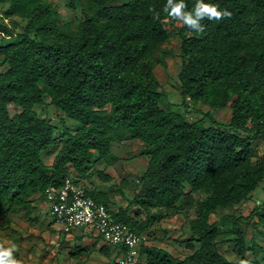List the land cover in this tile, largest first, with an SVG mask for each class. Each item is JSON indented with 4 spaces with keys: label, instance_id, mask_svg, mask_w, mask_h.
<instances>
[{
    "label": "trees",
    "instance_id": "trees-1",
    "mask_svg": "<svg viewBox=\"0 0 264 264\" xmlns=\"http://www.w3.org/2000/svg\"><path fill=\"white\" fill-rule=\"evenodd\" d=\"M75 7L81 0H69ZM97 19L86 18L78 31L63 29L47 0H0L7 18L25 20L20 41L0 47V217L30 205L47 190L59 189L70 168L88 172L95 153L111 155L114 142L141 141L149 164L140 179V192L131 204L146 211L175 207L187 199L186 189L207 197L190 222L191 241L199 247L186 259L159 248L141 249V264H233L219 251V223H210L218 209L248 201L264 183V155L253 162L254 143L264 133V0H204L219 5L230 16L204 19V32L184 25L180 94L187 102H205L212 109L232 107L229 127L210 113L202 121L188 122L183 115L165 111L164 91L154 74V53L169 35L163 8L167 0H89ZM192 10L196 0H185ZM154 9L159 19H154ZM0 34L14 33L0 23ZM51 105L79 127L65 128L57 138L55 127L40 118L37 106ZM20 113L12 116L9 106ZM61 145L54 163L42 154ZM106 182L110 178L100 174ZM76 183V182H75ZM88 191L107 206L104 193ZM115 221L142 229L128 210L114 213ZM254 216L264 222V202L249 217H232L227 233L235 254L251 251L239 223ZM106 248V249H104ZM109 247L100 252L108 255Z\"/></svg>",
    "mask_w": 264,
    "mask_h": 264
},
{
    "label": "rangeland",
    "instance_id": "rangeland-1",
    "mask_svg": "<svg viewBox=\"0 0 264 264\" xmlns=\"http://www.w3.org/2000/svg\"><path fill=\"white\" fill-rule=\"evenodd\" d=\"M57 12L63 29L78 31L80 24L86 19H97L98 10L89 0H81L75 7L70 6L69 0H47ZM129 0H114L110 6H120ZM8 5L0 6V23L9 28L14 35L6 37L0 34V47L20 41L24 33L25 20L21 17L7 18L4 12ZM184 26L182 22L169 19L165 22L168 32V41L154 53V74L164 91L161 108L165 111L183 115L190 123L202 121L205 126H210L209 119L205 118L210 113L214 120L223 127H229L232 120V107L212 109L207 103L193 104L187 102L185 109L183 97L180 94L179 75L182 69L180 47L182 40L179 29ZM3 58L0 57V72L4 70ZM12 116L20 110L10 105ZM40 118L47 119L55 127L57 138H62L65 128L72 131L79 127L75 121L69 120L51 105V97L47 93L46 104L36 107ZM61 145L50 148L42 154V159L47 165H52L60 151ZM146 146L138 140L114 142L111 155L100 159L95 153L90 168L85 174L71 170V177L77 185L89 191L104 193L108 197V208L119 213L127 209L129 215L141 227L143 235L147 238L144 248H159L171 253L179 259L191 256L199 247L191 241L192 233L190 222L197 218V207L207 197L204 191L193 192L186 189L187 199H181L175 207L144 210L132 205V200L140 192V179L146 173L149 157L146 156ZM253 160L256 163L264 155V133L254 143ZM109 177L110 182L101 178L100 174ZM264 202V183L253 193L252 197L236 206L227 209H218L211 216L210 223H219L221 236L218 239L220 253L233 264H264V222L258 216L252 221L242 220L239 225L246 236V243L251 251L245 258L235 254L234 244L225 243L230 239L227 233L232 217H249L256 206ZM84 232V228H79ZM76 234H64L60 226L54 221L50 208L42 197L36 196L30 205L17 208L3 217H0V249H13L12 259L20 264H101L102 258L94 254L98 243L96 239ZM192 243L193 249H188L187 244ZM102 244V243H100Z\"/></svg>",
    "mask_w": 264,
    "mask_h": 264
},
{
    "label": "built area",
    "instance_id": "built-area-1",
    "mask_svg": "<svg viewBox=\"0 0 264 264\" xmlns=\"http://www.w3.org/2000/svg\"><path fill=\"white\" fill-rule=\"evenodd\" d=\"M46 202L57 225L64 234L84 228L87 234L101 240L115 253V264H141V249L147 238L136 228L115 221L111 210L97 203L86 188L67 177L59 189L45 194Z\"/></svg>",
    "mask_w": 264,
    "mask_h": 264
},
{
    "label": "clouds",
    "instance_id": "clouds-1",
    "mask_svg": "<svg viewBox=\"0 0 264 264\" xmlns=\"http://www.w3.org/2000/svg\"><path fill=\"white\" fill-rule=\"evenodd\" d=\"M187 5L185 0H167L163 8V12L173 20H177L186 25L189 29L197 32H204L205 26L200 22L204 19L220 20L231 14L225 11H220L219 5L213 3H205L204 0H196L192 10H186ZM154 13V19H159V13L151 9ZM13 249H0V264H20L19 261L12 259Z\"/></svg>",
    "mask_w": 264,
    "mask_h": 264
},
{
    "label": "crops",
    "instance_id": "crops-1",
    "mask_svg": "<svg viewBox=\"0 0 264 264\" xmlns=\"http://www.w3.org/2000/svg\"><path fill=\"white\" fill-rule=\"evenodd\" d=\"M253 195V194H252ZM73 234H76L77 236H86L88 238H91V239H96L95 240V243H98L99 245H97V248H95V251L93 252L94 254H99L100 257L102 258V260L100 261L101 264H115V253L114 251H112L111 249L108 251V255L107 256H104L100 250L103 248V247H106V245L99 239H97L96 237L94 236H91L90 234H87L86 232H79V231H75ZM88 238H84V240H89ZM102 243V244H100ZM106 249V248H104Z\"/></svg>",
    "mask_w": 264,
    "mask_h": 264
}]
</instances>
